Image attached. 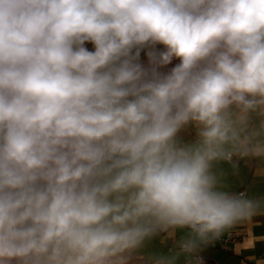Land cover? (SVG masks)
Masks as SVG:
<instances>
[{
    "label": "clouds",
    "instance_id": "clouds-1",
    "mask_svg": "<svg viewBox=\"0 0 264 264\" xmlns=\"http://www.w3.org/2000/svg\"><path fill=\"white\" fill-rule=\"evenodd\" d=\"M239 161L264 0H0V264H178L251 213Z\"/></svg>",
    "mask_w": 264,
    "mask_h": 264
},
{
    "label": "crops",
    "instance_id": "crops-1",
    "mask_svg": "<svg viewBox=\"0 0 264 264\" xmlns=\"http://www.w3.org/2000/svg\"><path fill=\"white\" fill-rule=\"evenodd\" d=\"M225 170L221 177V188L224 191L245 189L246 198L252 201L253 209L245 217L235 220L234 229L239 234V239L227 246L216 247L200 242L195 254L203 257L210 264H264V164L259 161H243L238 170L233 172L229 165L220 166ZM186 231V230H185ZM181 233L177 232V236ZM222 229L218 234L211 236H224ZM159 241L144 250L143 255L136 258L147 261V254L151 250L158 249ZM191 255H182L178 264L190 258Z\"/></svg>",
    "mask_w": 264,
    "mask_h": 264
},
{
    "label": "built area",
    "instance_id": "built-area-1",
    "mask_svg": "<svg viewBox=\"0 0 264 264\" xmlns=\"http://www.w3.org/2000/svg\"><path fill=\"white\" fill-rule=\"evenodd\" d=\"M243 161H239V166L242 164ZM230 193H239V192H244L246 195V190L245 189H238V190H230L228 191ZM234 222L235 220L228 226L224 228L225 234L224 236H211L208 235L203 242L207 245L211 246H218V247H223L227 246L228 244L234 243L239 239V234L237 231L234 229ZM190 258H188L184 264H203L204 259L203 257L197 255V254H190Z\"/></svg>",
    "mask_w": 264,
    "mask_h": 264
},
{
    "label": "trees",
    "instance_id": "trees-1",
    "mask_svg": "<svg viewBox=\"0 0 264 264\" xmlns=\"http://www.w3.org/2000/svg\"><path fill=\"white\" fill-rule=\"evenodd\" d=\"M134 264H146V262H144L142 259L135 258L134 259ZM203 264H210V261H205V259H204Z\"/></svg>",
    "mask_w": 264,
    "mask_h": 264
}]
</instances>
